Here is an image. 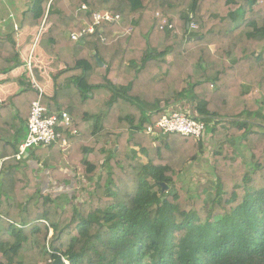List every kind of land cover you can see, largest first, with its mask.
I'll use <instances>...</instances> for the list:
<instances>
[{"label": "trees", "instance_id": "obj_1", "mask_svg": "<svg viewBox=\"0 0 264 264\" xmlns=\"http://www.w3.org/2000/svg\"><path fill=\"white\" fill-rule=\"evenodd\" d=\"M23 5L0 31V75L19 66L17 34L42 27L53 95L40 102L61 137L16 158L39 97L30 75L44 84L26 69L0 102V264H264V0ZM97 13L118 19L93 26ZM179 102L216 145L203 184L184 179L204 143L155 128ZM64 169L87 182L79 205L46 190L69 186Z\"/></svg>", "mask_w": 264, "mask_h": 264}, {"label": "built area", "instance_id": "obj_2", "mask_svg": "<svg viewBox=\"0 0 264 264\" xmlns=\"http://www.w3.org/2000/svg\"><path fill=\"white\" fill-rule=\"evenodd\" d=\"M117 19V16L113 18L107 13H97L94 15L93 26H97L101 20L112 22ZM93 26L85 27L81 31V34L84 35L93 33ZM168 28H170V26ZM41 31L42 27L36 34L34 40L35 43H37L39 40ZM69 38L76 41L78 39V35L72 33L69 35ZM26 67L31 74V69L33 67L32 54H30L26 60ZM30 76L34 88L39 91V97L31 104L29 116L26 122L27 136L19 145L18 153L16 154L17 159L25 157L27 150L30 148L48 146L56 142L61 137V135L55 129L58 122L56 115L46 116V109L41 105L40 97L43 94V89L38 87V85L35 83L32 74ZM71 124L72 122L69 116L63 114L60 123H58V127H61L65 130L69 128ZM155 128L160 131L161 135L179 134L183 137H191L195 141H204L206 138L205 124L201 121L195 120L189 111H176L174 109L171 111L168 110L167 113L163 115L155 124ZM147 133L154 134L153 128L149 127L147 129ZM61 148H66V142L64 140L62 141ZM3 161L4 160L0 159V166ZM61 258L63 259V264H68L65 258Z\"/></svg>", "mask_w": 264, "mask_h": 264}, {"label": "crops", "instance_id": "obj_3", "mask_svg": "<svg viewBox=\"0 0 264 264\" xmlns=\"http://www.w3.org/2000/svg\"><path fill=\"white\" fill-rule=\"evenodd\" d=\"M10 14L11 18H8ZM16 17V19L14 18ZM17 28L16 22L18 16L10 13L4 6H0V31L5 32L10 28V22ZM40 28L25 29L17 34L18 47L20 49L19 66L13 69L9 74L0 75V102H5L9 97L18 94L22 87L18 83V79L27 69L26 60L29 55L32 54L33 67L38 71L41 79H43V94L47 97L53 95V80H52V68L51 63L53 59L45 55L43 50L34 42L36 34ZM29 40V41H28ZM10 78V79H9ZM174 109V107H173ZM66 174H70L71 171L64 169Z\"/></svg>", "mask_w": 264, "mask_h": 264}, {"label": "rangeland", "instance_id": "obj_4", "mask_svg": "<svg viewBox=\"0 0 264 264\" xmlns=\"http://www.w3.org/2000/svg\"><path fill=\"white\" fill-rule=\"evenodd\" d=\"M24 0H0V6H4V8L8 11H10V13L16 14L17 16H19V12L24 8L23 5ZM16 19V17H14ZM18 20V19H17ZM66 37L69 38V34H66ZM167 61L170 60V58L166 59ZM53 70V69H52ZM164 104H161V106H163ZM186 108H190L189 105L183 104V103H178L175 105L174 110L176 111H188V109ZM170 111L173 110V107H171L169 109ZM168 111V110H167ZM103 141L104 144H106V146L108 148H113V145H111V143L109 142V140L102 138L101 139ZM204 143V153L202 155V157L200 158V160H197L195 163L189 164L187 165V167H185V172L187 174V177L184 179L185 182L184 184H188V183H192L195 185H198L199 183H204L207 178H209V173H210V164L213 161V150L215 149L216 145H214V143L211 141V136L210 133H208L206 131V138L204 139V141H202ZM228 146H230V141H227ZM240 150L247 155V147L244 146L243 148L240 147ZM140 159L145 162V159L143 158V156H140ZM80 172H71L70 174H66L65 178L69 181V186L67 187H63L62 189L59 188L58 186L49 188L46 187V190L48 191L49 195L53 198L56 197L57 195H59L60 193H72V192H78L79 195H77V198L75 200V204L79 205L82 198H84V196H87L84 192H80V186L78 185L77 179L80 178V183L81 186H86L87 182L85 180V178H83L81 176V174H79ZM75 177H74V176Z\"/></svg>", "mask_w": 264, "mask_h": 264}, {"label": "water", "instance_id": "obj_5", "mask_svg": "<svg viewBox=\"0 0 264 264\" xmlns=\"http://www.w3.org/2000/svg\"><path fill=\"white\" fill-rule=\"evenodd\" d=\"M97 61H98L99 65L102 67L103 64L100 62V60L97 59ZM160 186H161L162 192H165L168 189V187L164 183H161ZM51 264H63V259L61 257H59V258L55 259Z\"/></svg>", "mask_w": 264, "mask_h": 264}]
</instances>
